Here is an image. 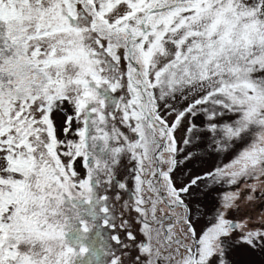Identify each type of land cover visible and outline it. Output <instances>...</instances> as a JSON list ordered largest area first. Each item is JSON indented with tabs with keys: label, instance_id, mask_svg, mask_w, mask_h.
<instances>
[{
	"label": "snow or ice",
	"instance_id": "1",
	"mask_svg": "<svg viewBox=\"0 0 264 264\" xmlns=\"http://www.w3.org/2000/svg\"><path fill=\"white\" fill-rule=\"evenodd\" d=\"M241 249L264 253V0H0V264Z\"/></svg>",
	"mask_w": 264,
	"mask_h": 264
},
{
	"label": "rangeland",
	"instance_id": "2",
	"mask_svg": "<svg viewBox=\"0 0 264 264\" xmlns=\"http://www.w3.org/2000/svg\"><path fill=\"white\" fill-rule=\"evenodd\" d=\"M229 156L230 154L221 157H206L203 161L196 162L195 166L202 168H211L217 163L227 162ZM215 195L216 193L213 192L212 197H215ZM231 259L235 262V264H264V253L245 251L241 249L234 251L231 255Z\"/></svg>",
	"mask_w": 264,
	"mask_h": 264
}]
</instances>
